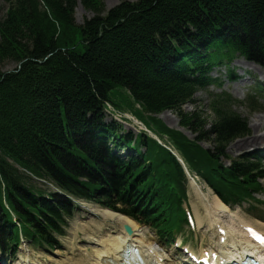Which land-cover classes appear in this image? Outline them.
<instances>
[{
    "label": "trees",
    "instance_id": "obj_1",
    "mask_svg": "<svg viewBox=\"0 0 264 264\" xmlns=\"http://www.w3.org/2000/svg\"><path fill=\"white\" fill-rule=\"evenodd\" d=\"M1 1L8 9L0 20V62L18 65L0 70L2 252L12 255L21 238L55 249L72 201L97 204L173 240L187 224V180L176 155L224 204L256 202L261 164L225 153L248 133L232 110L244 103L209 92L208 130L200 111L182 106L198 91L220 89L210 74L225 69L231 79L236 58L264 67V0H118L106 13L102 0H79L93 14L80 26L73 16L78 0ZM116 87L128 91L142 111L137 119L161 143L107 120ZM255 97L245 99L250 112L260 109ZM165 111L194 139L154 117Z\"/></svg>",
    "mask_w": 264,
    "mask_h": 264
},
{
    "label": "rangeland",
    "instance_id": "obj_2",
    "mask_svg": "<svg viewBox=\"0 0 264 264\" xmlns=\"http://www.w3.org/2000/svg\"><path fill=\"white\" fill-rule=\"evenodd\" d=\"M78 1L73 16L75 24L80 26L84 20L91 18L93 14L86 11ZM102 1L105 13L119 3L118 0ZM7 9L8 4L0 0V20L4 18ZM17 66L16 63L8 60L0 62V70L3 73L11 72L17 68ZM229 68L233 70L232 77L234 79L232 81L228 79L227 72L224 69L214 71L211 76L219 78L222 90L239 102L244 103L248 94L260 96L258 101L260 109L250 112L245 103L232 107V110L245 121L248 133L230 142L226 147L225 153L230 158L242 156L260 158L261 164L264 166V67L252 65L242 58H236ZM209 92L217 93L219 91L215 87L199 91L193 96L192 102L182 106V111L185 113L194 110L200 111L203 118L207 120V125L205 126L206 130H208L212 122H214V116L208 108L210 102L208 98ZM108 96L113 105L114 113H119L121 117L127 120V123L122 124L123 130L131 131L133 134H137L139 131L144 130V127L136 120V118L143 120L142 111L125 88L116 87L109 92ZM116 116H111V119L113 118L115 120ZM154 117L160 120L167 128L182 132L190 140L194 139L195 135L179 126V118L175 113L166 111ZM201 146L210 149L212 144L209 141H202ZM223 163L228 165L226 159L223 160ZM194 179L195 183H189L187 203L184 206L188 212L192 214L190 217L193 218L194 224L193 226L184 225L180 229V235L176 241L181 240L183 245L189 246L194 253L198 255L201 254L202 250L214 249L215 242L213 241V229L208 228V226H206L207 223L204 222L201 227L196 226L193 208L195 207L201 217H204L205 204L208 203L211 205V203H213V198L216 197L200 179L195 177ZM260 183L264 189V179L260 180ZM49 187L52 188V186ZM255 198L259 202L258 204H254L255 210L248 211V207L243 205L240 208L230 209V212L226 216H215L222 228L226 231H230L233 236L238 237L241 242L244 243L245 240H247L245 239L247 234L245 235L244 233V228L246 227H253L264 234V204L261 203L263 201L262 193L256 194ZM72 202L76 204L73 216L68 219V228L65 236L57 239L55 249H36L24 243L16 249L13 258L11 256L9 257L7 251L2 252L0 249V264H23L25 261L37 264H75L80 260L83 261V257L87 256L86 249H89L90 245L95 243L92 242L91 237L87 238L86 234L96 233L92 237L96 240V238L103 236L106 231L110 230L109 228H111L112 225L108 222H103L101 216L96 214L98 209L105 210L101 206L80 201ZM99 226L100 230L98 231L96 228ZM139 227L141 228L140 233L152 242V248L161 256L172 258V264H193L185 257L184 253L181 252L183 249L179 248V246H177L178 244L171 245L170 247L169 243L166 244L161 242L155 236V231L150 230L148 226L139 225ZM95 229L97 230L96 232ZM90 241L92 244H89L91 243ZM231 248H233L231 244L225 246L226 251ZM210 250L204 252H218L217 249L215 251Z\"/></svg>",
    "mask_w": 264,
    "mask_h": 264
},
{
    "label": "bare ground",
    "instance_id": "obj_3",
    "mask_svg": "<svg viewBox=\"0 0 264 264\" xmlns=\"http://www.w3.org/2000/svg\"><path fill=\"white\" fill-rule=\"evenodd\" d=\"M212 201L213 203H211V205L208 203L205 204L204 217H201L200 213H198L195 207L193 208V215L195 218L196 226L201 227L205 222L207 223L206 226H208V228L213 229V241L215 242V248L210 251H215L216 249L218 250V252H212L213 255H217V264H223V260H225V262L228 261L226 260V257L228 256L227 253L230 252H226L225 250V246L228 244H231L233 246L232 251H236V254H238L240 260L244 259L243 256L245 251L243 253L242 250L244 248L250 247V239L245 236V239L247 240H245V243L242 244L239 238L238 239L240 241H238L230 231H226L224 228H222L215 216L228 215V213L230 212L229 208L224 206L217 198H213ZM96 214L101 216L103 222L110 223L112 227L109 228L110 230L107 229L108 231H106L103 236L96 238V240L92 238L96 233L86 234L87 238L91 237L92 242L95 243L92 244V242L90 241L91 243L89 244L92 245H90L89 249H86L87 256L85 255L86 257H83V261L80 260L75 264H121L125 252L127 250H131V248L136 247L139 248V253L142 254V256L147 260V264H172V258H165L158 254L156 250L152 248V242H150V240L146 239L144 235L140 233L141 228L133 220L125 216L114 214L107 210L98 209ZM124 226H128L131 229V235H128L125 232ZM96 229L99 231L100 226ZM96 229L95 232L97 231ZM224 230L225 234L222 237L220 234H218L217 231H221L220 233H222ZM221 237L223 239H221ZM201 253L202 254L199 260L205 259L203 255L205 252H203L202 250ZM261 253L262 252H259L255 256L259 259H263L264 254L262 253L261 255Z\"/></svg>",
    "mask_w": 264,
    "mask_h": 264
},
{
    "label": "water",
    "instance_id": "obj_4",
    "mask_svg": "<svg viewBox=\"0 0 264 264\" xmlns=\"http://www.w3.org/2000/svg\"><path fill=\"white\" fill-rule=\"evenodd\" d=\"M124 230L128 235H131L132 231L128 226H124Z\"/></svg>",
    "mask_w": 264,
    "mask_h": 264
},
{
    "label": "snow or ice",
    "instance_id": "obj_5",
    "mask_svg": "<svg viewBox=\"0 0 264 264\" xmlns=\"http://www.w3.org/2000/svg\"><path fill=\"white\" fill-rule=\"evenodd\" d=\"M257 238L260 239L262 243H264V237H261V236L257 235Z\"/></svg>",
    "mask_w": 264,
    "mask_h": 264
}]
</instances>
